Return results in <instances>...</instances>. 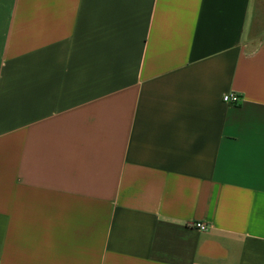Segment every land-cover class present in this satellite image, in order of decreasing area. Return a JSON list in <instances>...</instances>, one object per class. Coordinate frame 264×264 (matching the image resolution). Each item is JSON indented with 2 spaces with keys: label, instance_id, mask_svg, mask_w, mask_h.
<instances>
[{
  "label": "crops",
  "instance_id": "1",
  "mask_svg": "<svg viewBox=\"0 0 264 264\" xmlns=\"http://www.w3.org/2000/svg\"><path fill=\"white\" fill-rule=\"evenodd\" d=\"M0 264H264V0H0Z\"/></svg>",
  "mask_w": 264,
  "mask_h": 264
},
{
  "label": "built area",
  "instance_id": "2",
  "mask_svg": "<svg viewBox=\"0 0 264 264\" xmlns=\"http://www.w3.org/2000/svg\"><path fill=\"white\" fill-rule=\"evenodd\" d=\"M223 101L228 104H237L241 101V97L238 93H230L224 95ZM192 226L201 231H206L209 228V225L205 223H194Z\"/></svg>",
  "mask_w": 264,
  "mask_h": 264
}]
</instances>
